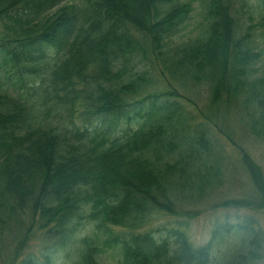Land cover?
Masks as SVG:
<instances>
[{"label": "trees", "instance_id": "obj_1", "mask_svg": "<svg viewBox=\"0 0 264 264\" xmlns=\"http://www.w3.org/2000/svg\"><path fill=\"white\" fill-rule=\"evenodd\" d=\"M232 2L0 0V22L11 27L0 32V264L261 256L264 232L251 214L198 246L177 218L195 216L226 170L216 123L178 84L205 86L210 105L264 138V0L257 20ZM197 8V31L187 34ZM227 138L257 196L218 206L264 210L263 167ZM83 219L94 228L80 236ZM38 231L54 244L28 247ZM72 242L61 259L56 245Z\"/></svg>", "mask_w": 264, "mask_h": 264}, {"label": "rangeland", "instance_id": "obj_2", "mask_svg": "<svg viewBox=\"0 0 264 264\" xmlns=\"http://www.w3.org/2000/svg\"><path fill=\"white\" fill-rule=\"evenodd\" d=\"M258 0H233L232 7H241L242 9H248L252 11L254 20L258 19L259 10L262 6H258ZM260 7V8H259ZM264 8V7H263ZM55 8L42 14L35 22L32 24L40 25L46 23L52 17ZM200 20L199 9L197 8L194 12L193 17L190 20L187 34H193L197 31L198 22ZM30 24L33 29H36L34 25ZM3 22H0V32L2 30L11 31V27L8 26L4 29ZM13 30V29H12ZM159 79V78H158ZM157 79V80H158ZM154 77L152 78V83L155 82ZM180 91L188 94L196 103L198 108L210 115L212 120L216 123V133L219 137L221 144L223 145V155L225 160V172L223 174L222 182L219 187L215 189L214 193L206 196L205 199L198 205L195 206L194 210L196 215L193 217L178 216V222L183 226H186L187 233L189 235V240L195 246L202 245L206 243L212 236L216 229H228L232 228L233 225L238 221V218L245 215L251 214L255 216L260 227H262L264 232V210H256L251 208H237V207H221L218 203L227 198L233 197H256L257 192L253 189V185L249 179V176L243 166L240 164L239 151L234 144L231 143L227 138V134H230L238 143L242 144L252 157L261 164L264 169V138H258L251 134H246L243 129L244 126L237 116H234L232 112L226 110L225 108L209 104L208 92L205 86L200 85L193 87L190 84L183 83L178 84ZM81 123H88L89 119L78 118ZM167 216H160L159 219L154 221L156 224L164 221ZM177 223L173 218L170 223ZM224 227V228H223ZM94 226L89 219H83L78 225L77 233L80 236L89 234L93 230ZM45 240L48 244H54V237L50 236L46 239L42 236L40 231L34 233V235L28 241V247L34 248L41 246ZM70 243L67 247H62L56 245L59 249L58 256L61 259H69L73 247ZM14 243L7 244L6 251L13 247ZM71 247V249H70ZM72 250V251H71ZM60 260V259H59ZM253 264H264V249L262 250L261 256L256 258Z\"/></svg>", "mask_w": 264, "mask_h": 264}]
</instances>
